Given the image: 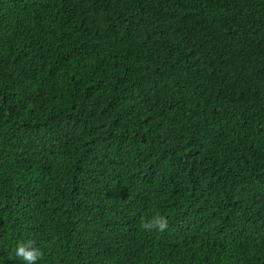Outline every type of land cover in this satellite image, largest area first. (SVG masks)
Returning a JSON list of instances; mask_svg holds the SVG:
<instances>
[{"label": "trees", "instance_id": "16d2710c", "mask_svg": "<svg viewBox=\"0 0 264 264\" xmlns=\"http://www.w3.org/2000/svg\"><path fill=\"white\" fill-rule=\"evenodd\" d=\"M25 239L264 264V0H0V264Z\"/></svg>", "mask_w": 264, "mask_h": 264}, {"label": "clouds", "instance_id": "9594fccd", "mask_svg": "<svg viewBox=\"0 0 264 264\" xmlns=\"http://www.w3.org/2000/svg\"><path fill=\"white\" fill-rule=\"evenodd\" d=\"M141 227L145 231H158L160 233L168 230V219L162 215H155L150 220L142 222ZM15 256L20 259L23 264H38L43 256V252L32 239L21 240L16 244L14 250Z\"/></svg>", "mask_w": 264, "mask_h": 264}]
</instances>
